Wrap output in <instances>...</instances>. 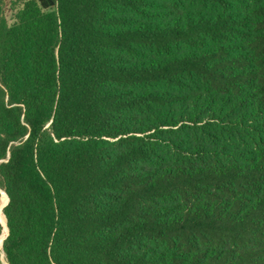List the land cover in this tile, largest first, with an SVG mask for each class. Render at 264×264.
Here are the masks:
<instances>
[{"label":"trees","instance_id":"obj_1","mask_svg":"<svg viewBox=\"0 0 264 264\" xmlns=\"http://www.w3.org/2000/svg\"><path fill=\"white\" fill-rule=\"evenodd\" d=\"M1 194L6 264H264V0H0Z\"/></svg>","mask_w":264,"mask_h":264},{"label":"rangeland","instance_id":"obj_2","mask_svg":"<svg viewBox=\"0 0 264 264\" xmlns=\"http://www.w3.org/2000/svg\"><path fill=\"white\" fill-rule=\"evenodd\" d=\"M9 9V8H8ZM7 15L10 17V15H11V12L10 11H8L7 12ZM1 203H2V194H1V197H0V208H1ZM1 215H2V213H1ZM3 216V215H2ZM3 219H4V216H3ZM4 226H5V219H4ZM5 233H6V229H5ZM5 233H3V237H4V235H5ZM2 237V238H3ZM1 238V239H2ZM0 264H6V262H5V260H4V258H3V256L2 257H0Z\"/></svg>","mask_w":264,"mask_h":264},{"label":"water","instance_id":"obj_3","mask_svg":"<svg viewBox=\"0 0 264 264\" xmlns=\"http://www.w3.org/2000/svg\"><path fill=\"white\" fill-rule=\"evenodd\" d=\"M4 194V193H3ZM5 195V194H4ZM5 197H6V195H5ZM6 200H7V198H6ZM3 215V214H2ZM5 229H6V226H5ZM6 231H7V229H6Z\"/></svg>","mask_w":264,"mask_h":264}]
</instances>
